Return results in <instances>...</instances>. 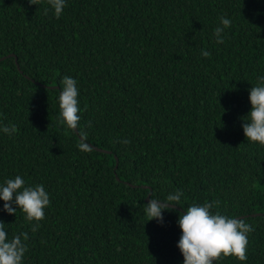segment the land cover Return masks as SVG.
<instances>
[{
    "label": "trees",
    "instance_id": "obj_1",
    "mask_svg": "<svg viewBox=\"0 0 264 264\" xmlns=\"http://www.w3.org/2000/svg\"><path fill=\"white\" fill-rule=\"evenodd\" d=\"M47 7L0 0V59H17L0 62V123L17 127L0 134V182L21 175L50 197L35 231L0 210L9 238L28 234L22 264H181L177 213L193 203L253 226L246 261L213 264H264V146L240 119L264 75V0H66L59 18ZM221 15L231 25L216 43ZM66 75L78 134L57 124ZM175 189L162 223L146 222L148 194L169 203Z\"/></svg>",
    "mask_w": 264,
    "mask_h": 264
},
{
    "label": "clouds",
    "instance_id": "obj_2",
    "mask_svg": "<svg viewBox=\"0 0 264 264\" xmlns=\"http://www.w3.org/2000/svg\"><path fill=\"white\" fill-rule=\"evenodd\" d=\"M29 4H36V0H28ZM48 7L45 11H51L59 18L66 5V0H47ZM231 25L230 18L221 15L219 23L214 29L213 36L216 43H223L225 29ZM200 55L207 57L209 52L201 49ZM255 85L249 87L248 112L241 117V128L248 142L264 146V75H258ZM59 86L57 96L58 117L57 124L64 129L73 132L78 131L79 121V89L77 81L72 76H64ZM17 132L15 124L0 123V134L13 136ZM120 143L127 144L124 139ZM80 151H90V145L86 142V136H82L77 144ZM183 193L175 189L166 195L164 200L148 196L144 203V213L148 217L146 222L155 219L162 223V213L169 205H176ZM0 210L8 214H15L19 209L23 212L27 221L32 222V230L39 226L38 222L44 219L45 208L50 204L48 191L44 185L26 184L21 175H15L0 182ZM211 204L193 203L177 213L176 224L180 235L176 241V247L182 256L181 264H213L218 258L233 256L243 262L247 260L246 246L248 233L253 231V226L243 218L227 216L210 211ZM4 224L0 221V264H22L27 250L25 241L28 234L18 233L9 238Z\"/></svg>",
    "mask_w": 264,
    "mask_h": 264
},
{
    "label": "water",
    "instance_id": "obj_3",
    "mask_svg": "<svg viewBox=\"0 0 264 264\" xmlns=\"http://www.w3.org/2000/svg\"><path fill=\"white\" fill-rule=\"evenodd\" d=\"M10 57H14L15 58V62H16V57L15 56H13V55H9V56H7V57H3V58H1L0 59V62L1 61H3V60H5L6 58H10ZM17 69L19 70V67L17 66ZM76 133L78 134V132L76 131ZM94 148V150H96V151H98V152H102V153H106V154H111V152L110 151H105V150H101V149H98V148H95V147H93ZM117 167V159H116V165H115V168ZM151 195V193H149L148 194V196H150ZM147 196V198H146V202H147V199L149 198ZM168 207H172L171 205H169ZM261 214H257V215H253V217L254 216H260Z\"/></svg>",
    "mask_w": 264,
    "mask_h": 264
}]
</instances>
